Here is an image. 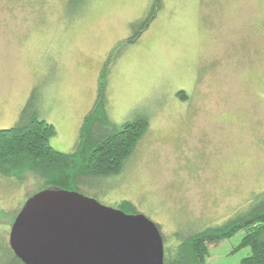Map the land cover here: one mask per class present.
Instances as JSON below:
<instances>
[{
	"label": "rangeland",
	"instance_id": "rangeland-1",
	"mask_svg": "<svg viewBox=\"0 0 264 264\" xmlns=\"http://www.w3.org/2000/svg\"><path fill=\"white\" fill-rule=\"evenodd\" d=\"M161 1L116 55L149 0H0V128L17 120L33 89L39 118L56 130L50 145L71 150L109 57V119L145 117L148 129L123 180L86 192L113 207L130 200L168 245L264 189V0ZM7 182L0 178L8 212L0 225L38 187L29 180L17 192ZM237 240L211 244L206 263L238 264L247 250L232 252Z\"/></svg>",
	"mask_w": 264,
	"mask_h": 264
},
{
	"label": "trees",
	"instance_id": "trees-1",
	"mask_svg": "<svg viewBox=\"0 0 264 264\" xmlns=\"http://www.w3.org/2000/svg\"><path fill=\"white\" fill-rule=\"evenodd\" d=\"M161 8V0H149L142 15L129 23L131 34L113 46L116 55L119 46L137 41ZM110 64L108 57L100 70L104 77L97 84L94 101L83 116L71 150L62 151L50 145V138L56 130L52 123L39 118L33 89L17 120L9 127L0 128V178L8 181L9 190L22 189L29 180L38 185L36 190L24 195L12 214L11 222L24 201L45 188L75 190L90 196L86 192L89 187H100L102 182L117 178L123 180L122 175L134 149L148 129V121L140 117L120 125L109 119L106 78ZM114 207L126 213L140 212L128 199L118 201ZM0 211L8 215L3 208ZM11 222L0 225V264H24L11 250L8 238L6 241ZM161 234L164 243L163 264H207L210 245L235 236H238V240L232 245V252L247 250L238 264H264V189L219 224L191 229L186 236L168 245L165 235Z\"/></svg>",
	"mask_w": 264,
	"mask_h": 264
},
{
	"label": "water",
	"instance_id": "water-1",
	"mask_svg": "<svg viewBox=\"0 0 264 264\" xmlns=\"http://www.w3.org/2000/svg\"><path fill=\"white\" fill-rule=\"evenodd\" d=\"M8 244L24 264H163L158 225L75 190L45 188L14 217Z\"/></svg>",
	"mask_w": 264,
	"mask_h": 264
}]
</instances>
